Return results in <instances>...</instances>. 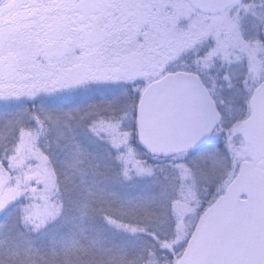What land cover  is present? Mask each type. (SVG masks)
Returning <instances> with one entry per match:
<instances>
[{"label":"rangeland","instance_id":"obj_1","mask_svg":"<svg viewBox=\"0 0 264 264\" xmlns=\"http://www.w3.org/2000/svg\"><path fill=\"white\" fill-rule=\"evenodd\" d=\"M263 14L264 0H245L216 16L195 11L187 0H0V101L52 95L61 86V75L73 68L85 72L83 81L113 88L138 82L148 87L174 70L198 75L223 126L199 153L173 161L177 241L187 244L201 215L225 192L240 165L262 166L241 131L250 116L249 100L264 82ZM97 133L99 139L103 133L117 137L120 130L108 123ZM122 140L113 143L116 155H129L124 164L132 155L147 157L139 145L129 149V135L123 133ZM31 155L20 164L19 177L0 169V216L32 188L21 175L26 167L24 174L45 185L38 190L40 200L55 194L56 173L49 159L39 152ZM42 217L55 220L58 213L43 207L31 211V218Z\"/></svg>","mask_w":264,"mask_h":264},{"label":"trees","instance_id":"obj_2","mask_svg":"<svg viewBox=\"0 0 264 264\" xmlns=\"http://www.w3.org/2000/svg\"><path fill=\"white\" fill-rule=\"evenodd\" d=\"M81 75L75 68L61 75L52 95L0 101L1 171L19 177L20 164L39 152L57 179L55 194L40 200L45 185L24 168L32 188L0 216V264H175L186 246L177 241L175 158L132 155L126 165L129 155H116L113 143L126 131L129 149L139 145L132 111L146 83L113 88ZM108 123L119 124L120 134L99 139ZM37 207L58 217L33 219Z\"/></svg>","mask_w":264,"mask_h":264},{"label":"water","instance_id":"obj_3","mask_svg":"<svg viewBox=\"0 0 264 264\" xmlns=\"http://www.w3.org/2000/svg\"><path fill=\"white\" fill-rule=\"evenodd\" d=\"M203 15H219L245 0H187ZM264 19V14H263ZM137 108L141 147L156 158H172L208 144L221 124L218 108L200 77L169 74L143 93ZM140 100V101H141ZM242 131L264 157V83L250 101ZM185 264H264V170L244 163L234 181L199 219L179 261Z\"/></svg>","mask_w":264,"mask_h":264},{"label":"snow or ice","instance_id":"obj_4","mask_svg":"<svg viewBox=\"0 0 264 264\" xmlns=\"http://www.w3.org/2000/svg\"><path fill=\"white\" fill-rule=\"evenodd\" d=\"M143 106H144V101L141 100L140 101V114L143 113ZM124 114L126 115L127 113L125 112ZM137 115H138V113L136 111V106H133V111H132L133 118H136ZM110 127H114L115 129H120V125L119 124H116L115 126H111L110 125ZM124 135L125 136H128V135H130V133H128V132L125 131L124 132ZM165 247L167 248L168 246L166 245ZM177 264H185V262L181 260V261H178Z\"/></svg>","mask_w":264,"mask_h":264},{"label":"flooded vegetation","instance_id":"obj_5","mask_svg":"<svg viewBox=\"0 0 264 264\" xmlns=\"http://www.w3.org/2000/svg\"><path fill=\"white\" fill-rule=\"evenodd\" d=\"M250 113V112H249ZM246 122V121H245ZM259 156V155H258ZM260 157V156H259ZM260 160H261V163H262V166H259V167H261V168H263L264 169V159L262 158V157H260Z\"/></svg>","mask_w":264,"mask_h":264}]
</instances>
